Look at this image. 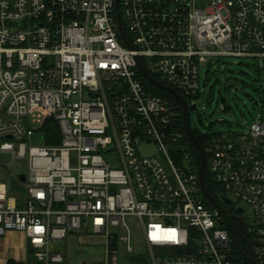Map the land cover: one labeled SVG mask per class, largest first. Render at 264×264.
Listing matches in <instances>:
<instances>
[{"label": "built area", "instance_id": "obj_1", "mask_svg": "<svg viewBox=\"0 0 264 264\" xmlns=\"http://www.w3.org/2000/svg\"><path fill=\"white\" fill-rule=\"evenodd\" d=\"M223 57L264 71V0H0V155L25 163L0 185V238L22 233L42 264L63 263L71 234L102 237L101 264H264V117L196 140L215 200L243 210L240 259L177 109L141 80L139 66L190 106Z\"/></svg>", "mask_w": 264, "mask_h": 264}, {"label": "rangeland", "instance_id": "obj_2", "mask_svg": "<svg viewBox=\"0 0 264 264\" xmlns=\"http://www.w3.org/2000/svg\"><path fill=\"white\" fill-rule=\"evenodd\" d=\"M211 1L194 0V6L202 8ZM260 65L258 59L223 57L201 67L200 95L192 101L196 108L189 114L190 129L199 136L239 135L247 132L257 118L264 117V71ZM32 145L37 146V143ZM140 151L144 156L156 153L153 145H143ZM0 162L10 164L9 170L0 166V185L10 177V172L14 175L25 173L22 161L11 162L9 157L0 155ZM248 214L249 209L245 208V216ZM63 243L54 246L55 252L62 249ZM132 247L136 253L144 252L136 241ZM121 259V264H127L124 256ZM102 260L100 248L78 245L68 248L67 264H96Z\"/></svg>", "mask_w": 264, "mask_h": 264}, {"label": "trees", "instance_id": "obj_3", "mask_svg": "<svg viewBox=\"0 0 264 264\" xmlns=\"http://www.w3.org/2000/svg\"><path fill=\"white\" fill-rule=\"evenodd\" d=\"M157 83H160L162 85H164L163 83L160 82L159 78L155 77V76H151ZM141 80L144 84V86L147 88V90L160 98L166 99L168 100L178 111L179 113V129L181 131L184 130V117L182 115V111H181V103L175 99L171 94L162 91L160 89L155 88L151 83L148 82V80L145 78V76L141 77ZM183 100L188 101V99H186L185 97L181 96ZM194 137L196 138V140L198 142H200L202 145L204 144V140L201 136H199L196 132L192 131ZM193 160H194V164L195 166L198 168L200 166L201 163V155L200 152L198 151V149L196 147L193 146ZM204 186L207 189V191L209 192V194L214 198V199H218L219 196L221 195L220 192L216 189V187L214 186V184H212L210 182V180L208 179L207 173L204 172ZM205 203L206 205L210 206V203L207 201V199L205 198ZM226 224H227V229H228V233L230 235L234 250L237 254V256L242 259L243 254L246 253L247 248H246V241H245V226H240L239 224H237L236 222H234L232 219H229L228 217H226ZM30 256H33V252L30 251ZM126 263L127 264H148V260L146 259L145 256H127L126 257ZM12 264V263H9ZM42 264V263H40Z\"/></svg>", "mask_w": 264, "mask_h": 264}, {"label": "crops", "instance_id": "obj_4", "mask_svg": "<svg viewBox=\"0 0 264 264\" xmlns=\"http://www.w3.org/2000/svg\"><path fill=\"white\" fill-rule=\"evenodd\" d=\"M62 245V249L56 252L64 257L63 263L60 264H67L68 248L75 245H78L80 248H100L104 256L105 240L102 237L71 234ZM30 251L32 250L22 233L10 232L3 238H0V264H40L33 256H30ZM53 251H56L54 247Z\"/></svg>", "mask_w": 264, "mask_h": 264}, {"label": "water", "instance_id": "obj_5", "mask_svg": "<svg viewBox=\"0 0 264 264\" xmlns=\"http://www.w3.org/2000/svg\"><path fill=\"white\" fill-rule=\"evenodd\" d=\"M122 37H123V33H122ZM139 69L142 72L143 76H145V78L148 80V82L151 83L155 88L171 94L175 99H177L181 103L182 114L184 117L185 130L187 131L188 136L193 139V141L196 144V146L200 152V155H201V163H200V167L198 170L199 184L201 186V189H202L203 194L206 197V199L214 207H216L222 215H224L226 211L223 210L222 206L209 194V192L207 191V189L204 186L203 172H204V167H205V156H204V152H203L201 145L194 138V136L190 130V125H189V112L194 111L196 106L195 105L189 106L187 104V102L184 101L177 92L173 91L171 88L163 86L160 83H157L142 66H139ZM21 179L23 180V177ZM9 188H10V182L8 181L7 182V189H9ZM222 202L225 205H231V201L227 198H223ZM242 211L243 210L240 208L235 209L236 213H242ZM237 220H238L239 224H242V222L239 219H237ZM245 241H246V245L248 247L249 253H250V244H249L247 236H245ZM250 261L252 262V264H254V260L252 257L250 258Z\"/></svg>", "mask_w": 264, "mask_h": 264}, {"label": "flooded vegetation", "instance_id": "obj_6", "mask_svg": "<svg viewBox=\"0 0 264 264\" xmlns=\"http://www.w3.org/2000/svg\"><path fill=\"white\" fill-rule=\"evenodd\" d=\"M218 202L221 204L223 210H225L226 212H228L226 215L229 219H232L234 222H236L237 224H239L238 222V215L237 213L234 211V205L231 201V205H225L224 203L220 202V200H218ZM240 226H242L243 224H239Z\"/></svg>", "mask_w": 264, "mask_h": 264}]
</instances>
